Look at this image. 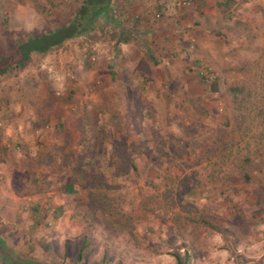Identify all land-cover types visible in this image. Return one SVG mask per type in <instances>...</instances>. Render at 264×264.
Masks as SVG:
<instances>
[{
    "label": "rangeland",
    "instance_id": "374dc122",
    "mask_svg": "<svg viewBox=\"0 0 264 264\" xmlns=\"http://www.w3.org/2000/svg\"><path fill=\"white\" fill-rule=\"evenodd\" d=\"M83 1L0 0V56ZM174 253L264 264V0H112L0 75V264Z\"/></svg>",
    "mask_w": 264,
    "mask_h": 264
},
{
    "label": "trees",
    "instance_id": "16d2710c",
    "mask_svg": "<svg viewBox=\"0 0 264 264\" xmlns=\"http://www.w3.org/2000/svg\"><path fill=\"white\" fill-rule=\"evenodd\" d=\"M112 0H84L76 15L69 23L61 25L53 30L42 33H29L21 37L14 47L5 55L0 56V75L17 68L25 67L35 52L45 53L53 47L63 44L66 40L80 36L95 26L99 15L107 14ZM69 190L80 189V183H72ZM182 257L180 253H174L177 264H189V254ZM84 258V253L78 254V260Z\"/></svg>",
    "mask_w": 264,
    "mask_h": 264
},
{
    "label": "built area",
    "instance_id": "2783aa9c",
    "mask_svg": "<svg viewBox=\"0 0 264 264\" xmlns=\"http://www.w3.org/2000/svg\"><path fill=\"white\" fill-rule=\"evenodd\" d=\"M173 1H175L178 5H182V4H188L193 0H173Z\"/></svg>",
    "mask_w": 264,
    "mask_h": 264
}]
</instances>
